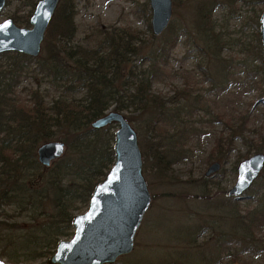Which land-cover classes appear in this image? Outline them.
I'll return each instance as SVG.
<instances>
[{
	"label": "trees",
	"instance_id": "1",
	"mask_svg": "<svg viewBox=\"0 0 264 264\" xmlns=\"http://www.w3.org/2000/svg\"><path fill=\"white\" fill-rule=\"evenodd\" d=\"M203 7L202 2L197 4L194 18L197 34L206 44L200 51L209 50L216 56L220 42L211 20L215 3L210 1L206 9ZM75 8L73 0L59 2L42 43L43 55L0 54V242L9 228L2 215L8 207L15 206L14 212L29 220L28 226H22L19 238L8 240L11 247H2L0 256L11 264H18L22 257L47 258L53 254L58 240L72 236L75 211L88 204L92 190L114 160L115 126L94 129L92 121L110 109L123 113L138 111L141 124L137 123L136 127L141 128V135L144 132L141 148L151 165L145 168L165 176L180 158L181 152L176 149L183 144L181 137L196 133L193 126L183 129L184 118L190 120L192 110L198 112L204 108L199 94L190 105L177 104L152 91L154 83L170 77L166 68L168 58L178 38L187 37L183 29L170 22L160 34L164 38L159 40L160 35L150 33L148 39H143L137 30L111 26L93 30L77 40ZM13 20L27 22L21 17ZM199 57L198 68L205 81L210 82L213 77L201 65L203 55ZM220 67L224 75H232L225 65ZM36 71L49 83H56L63 93L48 100L38 85L28 89L26 100H20L16 87L21 73L37 75ZM245 80L253 82L246 77L236 83L242 86ZM259 93L264 102V83ZM219 115L216 114L217 119H222ZM125 116L130 123L136 120L134 116ZM240 119L237 125L229 119L224 121L229 134L223 140L217 138L211 150L217 160L225 158L234 133L244 131L246 118L240 116ZM173 130L178 131V136L170 132ZM50 140L64 142L66 153L45 168L36 159V148ZM254 147L264 150V133L259 134ZM205 177L208 187L210 176ZM260 177L264 178V168L253 184ZM250 198L253 203L244 210L238 199L227 192L222 200L208 201L215 209L221 208L222 214L215 220L181 226L177 231L181 250L158 264H229L225 258L233 245H241L243 251L254 247L253 240L264 230V188L254 190ZM218 221L219 228L224 225L229 231L220 229L207 250H201L198 255L192 252L197 246L194 235L204 228L214 234Z\"/></svg>",
	"mask_w": 264,
	"mask_h": 264
},
{
	"label": "rangeland",
	"instance_id": "2",
	"mask_svg": "<svg viewBox=\"0 0 264 264\" xmlns=\"http://www.w3.org/2000/svg\"><path fill=\"white\" fill-rule=\"evenodd\" d=\"M37 1L6 0V5L0 12V22L9 17L12 19L21 17L27 22L15 24L19 27H30L28 19ZM210 1L215 3L211 20L213 30L219 36L220 50L216 55L220 57L219 60L215 59L216 56L209 50H205V53L200 51L206 44L194 27L195 7L202 2L203 9H206ZM210 1L172 0L170 22L177 29L186 32L189 42H186L185 36L178 38L166 66L170 77L154 83L152 91L177 104L190 105L194 102L193 97L199 94L204 108L198 112L191 109L190 120L181 114L184 118L183 129L189 130L193 126L196 133L181 137L183 144L176 149V152H181L180 158L165 176H159L153 170L145 168V165L148 164V168L151 165L149 159L145 160L142 152L143 173L151 195V203L135 234L133 250L119 256L112 264H158L165 258L177 255L182 248L177 239L178 229L187 223L199 224L208 219H218L222 209H215L208 201L214 203L226 197L227 190L235 182L239 161L255 152L264 153V150H257L254 147L259 140V134L264 133V102H261L259 96L260 86L264 83V51L259 35V19L264 10V0ZM73 2L76 6L74 24L77 40H81L93 30L111 26L137 30L141 38H149L151 11L148 0H73ZM162 38L164 37L160 35L159 40ZM42 45L39 55L45 53ZM201 54L204 57L201 65L213 77L210 82L205 81L202 71L198 68ZM5 61L3 59V62ZM221 65H225L226 71L232 75H224ZM36 73L37 75L30 72L21 73L16 87V95L20 100H26L29 97L28 89L37 88L38 85L46 93L48 100L63 93L62 88L54 85L56 83H49L41 74L37 71ZM246 77L251 78L254 83L247 80L242 86L236 83ZM124 113L136 118L131 124L137 130L136 124H141L140 113L138 111ZM216 114H220L222 119H217ZM240 116L246 118L244 131L239 133L238 130L234 133L232 146L225 152V158L217 160L211 150L217 138L223 140L229 134V131L225 130L224 121L229 119L230 123L237 125L241 122ZM139 130L141 128H138L137 133L142 151L141 140L144 132L141 135ZM170 132L174 133L175 130ZM175 134L178 136V131ZM65 153L66 147L63 155ZM216 161L220 163V167L213 175L207 177L209 179L207 187L205 185L207 183L204 182L205 171ZM251 187L252 189L249 188L242 197L237 198L242 210L247 206L251 207L253 200L250 196L254 190L264 188V178L260 177L257 184ZM87 205H81L75 214L85 212ZM14 209L15 206L8 207L2 213L9 228L7 227L4 232L5 239L0 242V252L4 246L11 247L8 245L9 239L20 237L19 234L23 232L22 226L29 225L28 218L18 216ZM217 224L219 221L215 223L214 234L204 228L194 235L197 246L192 248V252L197 254L201 250H207L220 229L229 231L226 226L220 225L219 228ZM71 237L66 236L63 239ZM253 246L243 251L241 245H233L225 260L229 264H264V230L256 235ZM49 257L37 259L22 257L18 264H47ZM3 259L7 262L5 257Z\"/></svg>",
	"mask_w": 264,
	"mask_h": 264
},
{
	"label": "water",
	"instance_id": "3",
	"mask_svg": "<svg viewBox=\"0 0 264 264\" xmlns=\"http://www.w3.org/2000/svg\"><path fill=\"white\" fill-rule=\"evenodd\" d=\"M59 1L38 0L28 19L30 27H19L10 17L0 22V54L18 52L37 57ZM5 5L6 0H0V12ZM148 5L151 33L159 36L171 21L172 0H148ZM259 35L264 51V10L259 19ZM111 124L115 126L113 163L92 190L86 211L73 215L72 237L57 241L47 264H112L119 256L133 250L135 234L150 206L151 195L143 173L138 133L125 113L107 110L91 122V127L100 129ZM65 147L60 140L40 144L38 161L50 165L63 155ZM219 167V162H213L205 176H211ZM263 168V152H255L239 161L235 182L227 195L242 197ZM0 264L10 263L0 256Z\"/></svg>",
	"mask_w": 264,
	"mask_h": 264
},
{
	"label": "flooded vegetation",
	"instance_id": "4",
	"mask_svg": "<svg viewBox=\"0 0 264 264\" xmlns=\"http://www.w3.org/2000/svg\"><path fill=\"white\" fill-rule=\"evenodd\" d=\"M61 157H62V156H61ZM61 157H60V158H61ZM36 159H37V161H38V158H37V148H36ZM58 159H59V158H58ZM58 159H56V160H58ZM56 160H54V161H56ZM54 161H52V162L50 163V165H48V166H47V165H44V164H42V163H40L39 161H38V162H39L43 167L48 168V167L51 166V164H52Z\"/></svg>",
	"mask_w": 264,
	"mask_h": 264
},
{
	"label": "snow or ice",
	"instance_id": "5",
	"mask_svg": "<svg viewBox=\"0 0 264 264\" xmlns=\"http://www.w3.org/2000/svg\"><path fill=\"white\" fill-rule=\"evenodd\" d=\"M7 25H5L4 27H6Z\"/></svg>",
	"mask_w": 264,
	"mask_h": 264
}]
</instances>
